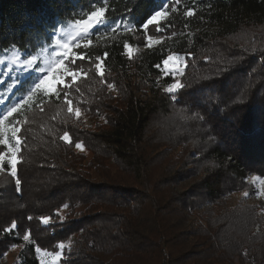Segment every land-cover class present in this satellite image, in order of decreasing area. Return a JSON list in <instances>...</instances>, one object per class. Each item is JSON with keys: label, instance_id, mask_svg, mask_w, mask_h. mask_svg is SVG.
<instances>
[{"label": "trees", "instance_id": "obj_1", "mask_svg": "<svg viewBox=\"0 0 264 264\" xmlns=\"http://www.w3.org/2000/svg\"><path fill=\"white\" fill-rule=\"evenodd\" d=\"M161 2L0 0V53L24 58L106 6L67 59L76 79L14 116L20 185L5 164L0 258L22 245L18 264H39L36 247L70 242L61 264H264L260 204L227 201L264 177V0H166L168 17L145 29ZM173 53L184 63L170 92L160 68ZM34 87L28 75L13 93Z\"/></svg>", "mask_w": 264, "mask_h": 264}, {"label": "rangeland", "instance_id": "obj_2", "mask_svg": "<svg viewBox=\"0 0 264 264\" xmlns=\"http://www.w3.org/2000/svg\"><path fill=\"white\" fill-rule=\"evenodd\" d=\"M172 1V0H167ZM166 5V0H163L158 6L154 9V12L164 9ZM167 10V9H166ZM87 20V18L85 19ZM103 22V21H102ZM102 22L93 24V26L88 30L86 36L97 26L101 25ZM156 23V22H154ZM78 29L76 26V23H68L66 25H62L60 27H57L55 31H53L52 34V44L47 49L41 51L37 56L30 57V58H24L22 56V53L18 51L15 48H11L10 50L0 53V118L3 117L8 112V109L20 104L29 94L16 96L13 93V90L15 87L18 86V83L21 79L26 78L28 75H34L35 76V86L40 83V79H45L46 84L44 87L47 88H53L55 87L56 91L58 86L62 87L64 86L65 82V76L63 78L64 83H59L60 80V72L63 67L69 68V65L67 64V59L70 57H73L71 54V51L75 49L80 42L84 38H81L80 35H76ZM152 43L155 44L161 39H151ZM64 43H69L70 47L67 49L68 55L63 56L59 55V53H63L65 51L62 49L64 47ZM143 47H136L134 49H128V54H133L135 51H141ZM176 56H179L180 59H175ZM76 57V55H74ZM169 57H173V59L169 60ZM58 60H63V64H57L53 72H49L48 69ZM168 60V63L165 64V61ZM183 55L181 54H170L162 63V66L160 70L162 71V74L164 76H169L173 79V82L170 86H166L164 89L169 91V89L175 88L177 84L180 85L179 76L181 73V69L183 67ZM36 65V66H35ZM44 70V71H42ZM55 75V79L53 76ZM4 86V88H2ZM35 88V87H34ZM33 88V89H34ZM175 90V89H174ZM32 92V91H31ZM43 95L42 90L40 91ZM53 94V93H49ZM45 96V95H43ZM36 97L35 94L32 97V102L30 104L25 105L24 107L20 108L17 112L13 113L8 117V120L5 121L6 125L9 127H18L19 125L16 123L14 116L22 112L24 109L29 107L34 101ZM8 137L11 139V133H7ZM12 143H15V140H11ZM0 147H3V145H0ZM4 149V147H3ZM78 152H83L88 156V153H86L81 147L77 149ZM255 178V179H254ZM264 180V177L260 178L254 175H249L246 178V182L248 183V186L250 188H246L245 191L235 192L232 193L229 197H227L228 203L232 206L239 202H245L248 204H260L261 210L260 214L264 219V184H261L260 181ZM49 221L51 219L48 218ZM65 247L70 246V242L63 243ZM60 245V244H59ZM58 245V251L61 255L58 259L55 261L51 257H45L42 256V253L37 254V260L40 264V260L43 259L45 261V264H61L60 259L62 258V250L59 248ZM22 245L11 247L9 252H7L5 255H3L0 258V264H18V253L20 251V248Z\"/></svg>", "mask_w": 264, "mask_h": 264}, {"label": "snow or ice", "instance_id": "obj_3", "mask_svg": "<svg viewBox=\"0 0 264 264\" xmlns=\"http://www.w3.org/2000/svg\"><path fill=\"white\" fill-rule=\"evenodd\" d=\"M177 3H179V0H177ZM167 9V6H165L164 9L158 10L156 12H154V14H152L150 16V18L146 21V23L144 24V28L147 29L149 27V25H152L154 22L157 23V25L159 24V22L162 19H165L168 17L169 12ZM105 11H106V6H101L99 8H96L94 11L91 12V14L88 16L87 20H78L76 21V26H77V33L76 35H80L81 38H84V36H86L88 30L93 26V24H97L103 21V18L105 16ZM171 11H176L175 8H172ZM187 16L191 17L194 15V10H189L185 13ZM117 28L120 27V25H116ZM157 30H159V27L157 28ZM149 45H151L152 40L151 38H149L148 40ZM127 50L130 48V46L128 44H126ZM70 47L69 43H64V47L62 49H64L65 51H63V53H59V55H63V56H67L69 53L67 51V49ZM75 58L77 59H82L83 57H79L76 56ZM99 62L97 63L96 67H97V71L99 73V75L103 76L104 72H103V68H102V63H103V58H98ZM173 59V57H169V60ZM175 59L179 60L180 57L176 56ZM168 63V60L165 61V64ZM57 64L62 65L63 64V60H58L56 61L49 69L48 71L51 73L54 71L55 67ZM44 71V70H42ZM65 76H71L73 81L76 79L77 77V73L72 71L70 68L67 67H63L61 72H60V80L59 83H64L63 78ZM53 78L55 79V75L53 76ZM46 84V80L45 79H40V83H38L35 88L33 89L32 92H30L27 97L20 103L17 104L11 108L8 109V112L3 115L2 118H0V145H3L4 147V151H0V171L3 170V166L5 164L8 165L9 169H10V174L12 177L16 178L15 182L17 184V187L19 189V185H20V180L18 178V165L20 163H22L21 159H20V152H21V147H22V140L21 138L17 135V133L19 132V128L18 127H9L8 125H6L5 121L8 120V117L10 115H12L13 113L17 112L20 108L24 107L27 104H30L32 102V97L35 94V92L37 91H41L43 92V95L47 96L49 95V93H53L56 96H59V92L56 91L55 87L53 88H47L44 87V85ZM65 88L69 87L68 84H64ZM112 87V85L110 86V88ZM181 85L177 84L175 86V88L173 89H169L170 92H173L174 89H178L180 88ZM65 102L68 104L69 108V112L73 111L72 108V101L69 99H66ZM76 115L79 116L80 115V109L76 108L75 109ZM20 123H23L22 121ZM10 132L11 133V139L8 137L7 133ZM14 139L15 143H12L11 140ZM65 140L68 139L67 134L64 137ZM255 179V178H254ZM261 184H264V180L260 181ZM65 208L68 207V205L66 204L64 206ZM29 219H31V217H29ZM42 223L44 224H48L49 220L47 217L42 218ZM17 225L15 223H13L11 225V227L7 230L9 233H11L13 231V229H16ZM23 240L24 241H29V235L28 234H24L23 235ZM17 245H14L13 247H16ZM65 247V245L63 243H61L59 245V248L63 249ZM35 251L37 253H41V249L39 247L35 248ZM61 253L60 252H43L42 256L45 257H51L54 261L56 259H58L60 257ZM40 264H45V261L43 259L40 260Z\"/></svg>", "mask_w": 264, "mask_h": 264}, {"label": "clouds", "instance_id": "obj_4", "mask_svg": "<svg viewBox=\"0 0 264 264\" xmlns=\"http://www.w3.org/2000/svg\"><path fill=\"white\" fill-rule=\"evenodd\" d=\"M192 119H195V117L193 116V117H191Z\"/></svg>", "mask_w": 264, "mask_h": 264}]
</instances>
